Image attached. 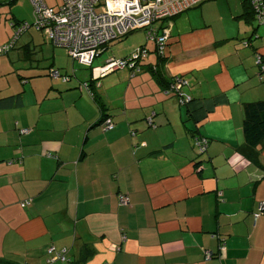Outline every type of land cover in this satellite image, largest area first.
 <instances>
[{"label":"crops","instance_id":"1","mask_svg":"<svg viewBox=\"0 0 264 264\" xmlns=\"http://www.w3.org/2000/svg\"><path fill=\"white\" fill-rule=\"evenodd\" d=\"M215 1L157 22L161 55L139 29L141 70L102 73L118 40L83 63L34 26L29 0H0V45L33 18L0 55V98L19 94L0 106V264H63L50 245L73 264H264V142L240 152L243 105L264 100V23L247 0Z\"/></svg>","mask_w":264,"mask_h":264},{"label":"built area","instance_id":"2","mask_svg":"<svg viewBox=\"0 0 264 264\" xmlns=\"http://www.w3.org/2000/svg\"><path fill=\"white\" fill-rule=\"evenodd\" d=\"M204 0H61L58 6H50L44 0H29L34 16V26L42 30L46 38L55 46L65 47L69 54L81 62L91 64L101 49L108 43L118 40L133 31L148 29V35L156 42L158 54H162L168 33L156 30V23L165 18L174 17L194 4ZM254 19L258 23H264V0H248ZM26 21L18 22L11 39L0 45V55L13 47L17 36L28 27ZM160 32V33H159ZM247 42H245L246 44ZM147 56V49L139 46L137 49L121 58H111L107 61L102 73L113 69L128 68L139 71L140 61ZM259 67L258 78L264 72V59L257 55ZM49 75L60 78L62 81L68 79L56 68H50ZM179 79H177L178 81ZM183 83V80H179ZM189 98V97H188ZM188 98H180V102H187ZM103 129H112L114 123L110 118L102 122ZM148 124L154 126L151 118ZM28 128L19 129L20 133L28 132ZM207 139L200 135L194 137V147L197 153H203L206 149ZM120 204L128 202V196L120 193L118 195ZM30 204V200L21 201V206ZM263 208V202L259 203V211L255 212L256 220ZM47 262L59 260L68 264L69 257L66 248L56 249L50 245L46 249ZM212 256L207 252L205 258Z\"/></svg>","mask_w":264,"mask_h":264},{"label":"trees","instance_id":"3","mask_svg":"<svg viewBox=\"0 0 264 264\" xmlns=\"http://www.w3.org/2000/svg\"><path fill=\"white\" fill-rule=\"evenodd\" d=\"M140 65H141V61H140ZM139 69L141 70V66L139 67ZM129 71L136 72V71H132L131 69H129ZM63 74L67 75L68 79L66 81H68L70 79V74L67 73H63ZM18 96L19 94L13 97L12 96L1 97L0 106L4 104L17 102ZM103 120H101V123L103 122ZM242 133L244 137V143L240 147V152L243 155L249 157L250 159H256L257 156L256 146L261 145L264 142V100L250 101L244 103ZM68 264H73V261L69 259Z\"/></svg>","mask_w":264,"mask_h":264},{"label":"rangeland","instance_id":"4","mask_svg":"<svg viewBox=\"0 0 264 264\" xmlns=\"http://www.w3.org/2000/svg\"><path fill=\"white\" fill-rule=\"evenodd\" d=\"M214 2H216V1L214 0ZM29 4H30V2H29ZM30 6H31V4H30ZM0 8H2L0 10V37H1L4 33L5 23L9 24V20H8V18H7V20H5V16L9 17L10 14H8V11H7L8 6L7 5L6 6L2 5V6H0ZM31 9H32V6H31ZM249 10L251 11L250 5H249ZM27 18L28 19L26 21H33V18L31 19L28 16H27ZM22 35H23V33L21 34L20 40L23 39ZM144 37H145V31L144 30H138V31L132 32L131 34H128L127 36H124V37L118 39V42H116L114 45H112V46H115L114 47V50L116 51L115 58H120V56L124 52H126V54H130L132 51L137 49L139 47L140 42L145 40ZM110 48H108V50L106 52H103L100 56L95 57L92 65L95 66L98 64H102L105 59H107L108 57L111 58V56H113V55H112V51L110 50ZM142 48H145V47L143 46ZM83 68L84 69H82V70H89V67H87V66H84ZM59 71H60V69H59ZM107 81L108 80H105V82H107Z\"/></svg>","mask_w":264,"mask_h":264},{"label":"water","instance_id":"5","mask_svg":"<svg viewBox=\"0 0 264 264\" xmlns=\"http://www.w3.org/2000/svg\"><path fill=\"white\" fill-rule=\"evenodd\" d=\"M200 154V153H199Z\"/></svg>","mask_w":264,"mask_h":264}]
</instances>
